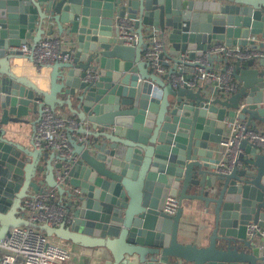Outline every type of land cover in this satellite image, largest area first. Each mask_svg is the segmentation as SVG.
Masks as SVG:
<instances>
[{"label": "water", "instance_id": "95a60500", "mask_svg": "<svg viewBox=\"0 0 264 264\" xmlns=\"http://www.w3.org/2000/svg\"><path fill=\"white\" fill-rule=\"evenodd\" d=\"M123 17L135 25V45L117 39ZM152 26L172 60L164 74L143 57ZM53 34L68 40L67 59L37 66L17 48ZM221 42L264 48V0H0V260L11 253L1 245L10 228L31 224L103 247L94 264H258L247 224L264 227V142L243 138L240 165L220 172L217 164L228 122L264 132V59L212 53L221 70L232 64L229 93L211 80L196 89L171 81L181 53L193 66ZM44 105L76 122L72 157L13 138L8 123L34 112L35 124ZM52 187L68 221L29 222L22 199ZM167 194L179 199L172 214L162 211ZM185 205L202 213L199 242L184 233Z\"/></svg>", "mask_w": 264, "mask_h": 264}, {"label": "built area", "instance_id": "2783aa9c", "mask_svg": "<svg viewBox=\"0 0 264 264\" xmlns=\"http://www.w3.org/2000/svg\"><path fill=\"white\" fill-rule=\"evenodd\" d=\"M117 39L124 45H135L138 35L135 32V25L131 19L123 17L118 22ZM144 40L148 42L147 48L143 51V57L148 61L149 67L159 74L167 72L172 63L169 55L163 53L164 43L161 30L152 26L145 31ZM249 40L256 41L254 35ZM257 42V41H256ZM69 45L66 37L44 35L31 47L29 44H21L17 48L25 55H31L33 64H51L55 60H65L68 54L64 51ZM212 53H219L230 60L248 58H263L264 48L251 45H227L224 42L215 43L207 49L202 56H197L191 61L197 64L186 67L183 62L189 61L185 53H181L182 63L177 65L180 74H171V81L174 87L186 86L196 89L203 86L207 80L215 81L214 85L224 93L233 92L237 84L232 77V64L229 62L225 70L221 66L211 63L209 56ZM168 63V64H166ZM213 64V65H212ZM224 64V63H223ZM218 65V66H216ZM185 78L184 76H187ZM76 122L69 116L52 110L48 105L42 107L39 119L34 125L31 136L32 144L35 147L49 149L61 157H72L71 146L68 138V130L76 128ZM247 138L253 143L264 142V132L247 127L241 119L235 118L228 122V129L225 136L219 143V163L217 170L220 172L229 171L233 166L240 165L238 155L241 152L238 144L241 139ZM56 178L62 180L60 171H57ZM22 205L26 211L24 217L31 223H47L50 226L59 225L67 218V207L59 199L56 188H45L38 194L25 196ZM179 206V199L176 195L167 194L162 204V211L172 214ZM247 234L257 241L259 255L262 256L264 264V227L257 222L247 224ZM1 245L11 251L5 254L0 262L3 264H68L70 260V249L59 238L46 235L39 228L29 225H17L10 228L9 234L3 238ZM18 255L23 260L19 261Z\"/></svg>", "mask_w": 264, "mask_h": 264}, {"label": "crops", "instance_id": "0c3cea01", "mask_svg": "<svg viewBox=\"0 0 264 264\" xmlns=\"http://www.w3.org/2000/svg\"><path fill=\"white\" fill-rule=\"evenodd\" d=\"M213 61L214 64H218L219 66L223 65V61H219L217 58H215ZM171 65L172 63L170 64V66ZM257 65H258L257 62H255L254 66ZM55 111L63 114L64 116H69V113L65 108H57ZM36 117H37V113L31 112L27 116L28 118L27 121L9 122L7 126H9L8 128L13 138L20 142L23 141L26 142L27 140H30L34 130V125H35L34 120ZM32 193L34 192L30 191V194ZM34 194H38V193H34ZM20 211L22 210L19 209L17 215H19ZM197 212L198 211H194L190 207H188V205H185V208L183 209V214H185L183 225L185 231L184 233H186L187 240L197 239V241L199 242L204 231V222L202 215H200L201 212L199 214ZM25 213L26 211H24V215ZM70 215H71V210L67 207L66 221H68ZM61 240L70 249L71 252L70 260L68 264H76L78 262L85 263L88 259L91 260V262L94 264L96 261H98V259L106 255L107 253L103 247L90 248V247L82 246L77 243H73L69 240H63V239ZM19 261L21 260L19 259ZM257 263L262 264V260H258Z\"/></svg>", "mask_w": 264, "mask_h": 264}]
</instances>
